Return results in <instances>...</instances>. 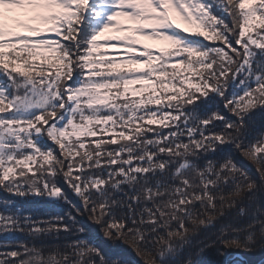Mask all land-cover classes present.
I'll list each match as a JSON object with an SVG mask.
<instances>
[{"label":"snow or ice","instance_id":"6c2138e0","mask_svg":"<svg viewBox=\"0 0 264 264\" xmlns=\"http://www.w3.org/2000/svg\"><path fill=\"white\" fill-rule=\"evenodd\" d=\"M257 111L264 0H0V189L71 203L63 179L144 264H196L185 246L221 218L225 247L264 245V133L245 143ZM221 146L258 180L205 159ZM76 224L0 200V264H119L69 239Z\"/></svg>","mask_w":264,"mask_h":264},{"label":"trees","instance_id":"16d2710c","mask_svg":"<svg viewBox=\"0 0 264 264\" xmlns=\"http://www.w3.org/2000/svg\"><path fill=\"white\" fill-rule=\"evenodd\" d=\"M181 26L183 27L184 25L181 24ZM146 43L155 47L162 46L160 42L148 41ZM231 92L232 89L229 88L226 94L230 96ZM211 107L213 110L220 111L221 114L228 118V120H235V117L224 109L223 101L220 97H216L215 100L212 101ZM222 129L223 124L220 121H216L214 130L220 131ZM249 131L250 134L247 139H245V143H248V140H250L253 136L264 133V112L257 111ZM226 156H230L239 168L243 169L254 179L258 180L254 165L239 151H237L234 146H221L214 154L208 153L205 159L222 162ZM57 183L67 193L68 200H70L71 203H66L63 200L39 197L21 199L9 195L3 189H0V200L15 199L16 202L24 207L27 212H31L33 218L38 221H47L57 216H62L67 219V214L71 213L75 216L77 221L75 227H82L85 231L83 233H74L73 236L68 237L69 239H82L88 241L90 244L98 247L110 261H118L119 264H144V258L141 255H138L133 248L129 247L127 243H120L119 241L113 242L112 240L106 239L100 225L94 223L93 218L88 213L83 212V206L80 200L72 193L69 185H67L63 179H58ZM225 191H228V189H225ZM76 208L81 209V214H77ZM196 211L198 213L201 212L199 205H197ZM221 223H223L222 218L216 222L215 227H202L198 234L191 237V243L185 246L181 258L184 259L190 256L194 261H196V264H228L233 257L240 255L247 260L248 264H264V245L257 246L251 250L225 247L218 239V229ZM188 226L191 227V223H189ZM5 239V237L0 236V241ZM16 239L24 240L27 239V237L17 234ZM54 240L55 238L53 237L48 239L47 242L52 243ZM64 240L65 234L61 233L59 242L63 243ZM148 247L153 249V255L155 256V245L149 242ZM231 264L245 263L238 259L232 261Z\"/></svg>","mask_w":264,"mask_h":264},{"label":"water","instance_id":"95a60500","mask_svg":"<svg viewBox=\"0 0 264 264\" xmlns=\"http://www.w3.org/2000/svg\"><path fill=\"white\" fill-rule=\"evenodd\" d=\"M236 258H238V257H236ZM234 259H235V258H234ZM241 259H242L245 263H247L246 260H245L244 258H241Z\"/></svg>","mask_w":264,"mask_h":264}]
</instances>
